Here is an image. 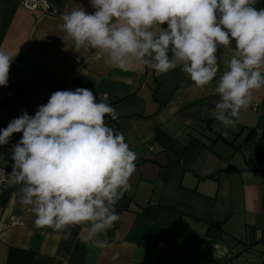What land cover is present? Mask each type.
Wrapping results in <instances>:
<instances>
[{
    "label": "crops",
    "instance_id": "1",
    "mask_svg": "<svg viewBox=\"0 0 264 264\" xmlns=\"http://www.w3.org/2000/svg\"><path fill=\"white\" fill-rule=\"evenodd\" d=\"M49 1L53 15L0 0V47L18 51L0 87V130L20 107L34 116L55 91L86 88L115 108L118 118L105 123L137 153L136 171L115 206L120 220L92 239L87 225L70 236L35 227L20 185L9 181L0 195V264H264V89L254 93L255 109L224 129L214 116L216 80L198 88L180 67L122 71L102 52L79 53L61 15L95 9L89 0ZM217 55L222 72L232 53Z\"/></svg>",
    "mask_w": 264,
    "mask_h": 264
},
{
    "label": "clouds",
    "instance_id": "2",
    "mask_svg": "<svg viewBox=\"0 0 264 264\" xmlns=\"http://www.w3.org/2000/svg\"><path fill=\"white\" fill-rule=\"evenodd\" d=\"M89 3L92 13L77 5L61 15L59 28L75 51L102 52L122 71L134 63L158 74L180 67L198 88L216 80L214 116L224 129L235 127L254 93L264 89V8L256 7L257 0ZM222 48L232 55L221 72ZM16 55L0 47V87L8 86ZM106 116L118 118L91 90H58L34 116L25 112L0 130V145L22 133L12 145L8 177L20 185L19 202L35 227L70 236L71 227L87 225L92 239L120 220L115 206L131 189L137 153L105 123Z\"/></svg>",
    "mask_w": 264,
    "mask_h": 264
},
{
    "label": "built area",
    "instance_id": "3",
    "mask_svg": "<svg viewBox=\"0 0 264 264\" xmlns=\"http://www.w3.org/2000/svg\"><path fill=\"white\" fill-rule=\"evenodd\" d=\"M20 4L27 10H39L47 14H55L57 12V6L51 3L49 0H20ZM256 104L252 103L251 108L255 109ZM25 111L24 107H20L18 115L21 116ZM10 123V122H9ZM8 123V124H9ZM7 124V125H8ZM22 135H16L15 133L6 145H0V195L6 191V185L10 181L8 173L12 171L13 161L11 159L12 145L17 143L21 139ZM10 223L17 224L18 221L15 217L10 218ZM158 247L164 246L163 242L157 244ZM210 264H214L213 262Z\"/></svg>",
    "mask_w": 264,
    "mask_h": 264
}]
</instances>
